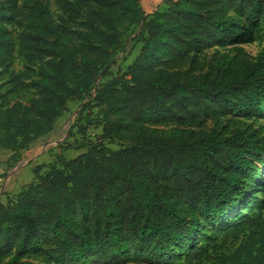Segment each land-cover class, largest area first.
Here are the masks:
<instances>
[{
  "label": "trees",
  "instance_id": "16d2710c",
  "mask_svg": "<svg viewBox=\"0 0 264 264\" xmlns=\"http://www.w3.org/2000/svg\"><path fill=\"white\" fill-rule=\"evenodd\" d=\"M26 0L18 56L29 84H0V149L16 161L83 101L141 26L124 77L98 86L97 142L78 144L7 203L0 201L6 264H264V129L210 130L227 117L264 119V49L205 64L213 47L264 34V0H167L146 16L137 0ZM15 0H0V80L13 66ZM38 66V70L34 66ZM6 86L10 88L4 91ZM34 90L28 105L13 94ZM171 126L168 130L153 126ZM105 142L121 143L116 150Z\"/></svg>",
  "mask_w": 264,
  "mask_h": 264
},
{
  "label": "rangeland",
  "instance_id": "374dc122",
  "mask_svg": "<svg viewBox=\"0 0 264 264\" xmlns=\"http://www.w3.org/2000/svg\"><path fill=\"white\" fill-rule=\"evenodd\" d=\"M15 1L17 3L20 16L16 19L14 23L9 26V29L16 43L15 61L13 66L9 69V72L5 73L1 78L0 84H7L13 77H21V79L28 84L32 80L36 79V77L28 76L29 74H27V65L24 60L18 56V40L25 29L27 12L25 11V9H23L26 0ZM43 1L49 4L54 12L57 11V0ZM137 1L147 17L157 11L164 10L167 7V0ZM141 34V26H128L123 30V36L120 42L119 49L113 54L109 63L104 68L103 73L99 75L92 92L83 101L70 102L68 105V111L58 119L56 130L50 136L44 137L36 141V144H34L32 148L30 147L29 150L25 151L26 156L31 159L30 162H28L27 166L29 167L31 165L32 167L30 168H33V172L29 174L28 181L33 178L32 174L34 173L35 168H41L42 173L47 172L49 167L48 164L50 163V160L53 162L54 156L56 154H62L63 157H65L66 159H72L84 152L82 150L79 151L76 149V146L78 144H85L90 141H98L97 138L102 133V127H100L101 119L98 115L99 111L97 108L91 109L88 108L86 105H93V100L96 96V91L100 84H103L113 78L125 76L127 68L135 61L142 48V44L139 42ZM236 48H242L248 54L249 58H255L258 53L264 49V34L261 32H255L253 33V35L246 37L244 43L241 45H232L229 47H213L205 51L202 55H200L199 59L205 64H212L214 58L217 55L233 53ZM38 66L39 65L36 64L34 68L38 70ZM9 88L10 86H6L4 91L8 90ZM36 97L37 95L32 89L19 94H13L8 99V107H12L16 104L28 105L30 101ZM205 126L207 130H210L215 126H218V128L227 127L229 129V134H232L237 129L246 130L251 126L253 128L264 129V119L262 118L259 120H249L247 118L241 117H227L225 119H222L218 123L208 121L206 122ZM153 128L165 131L171 128V126L159 125L153 126ZM105 144L109 149L112 150H116L122 145L121 143L117 142H105ZM64 145L67 146L64 147ZM44 154L46 155L44 156ZM2 159H7V153L2 154ZM34 161H36V163H33ZM8 166L9 168L7 173L2 175L3 178L7 177L8 172L12 168L11 164H8ZM26 175L27 173L24 172L23 176L25 177ZM10 197L13 198V196H7V198L5 199L6 203ZM7 261V258L0 259V264H6ZM138 264L157 263L142 262Z\"/></svg>",
  "mask_w": 264,
  "mask_h": 264
},
{
  "label": "crops",
  "instance_id": "0c3cea01",
  "mask_svg": "<svg viewBox=\"0 0 264 264\" xmlns=\"http://www.w3.org/2000/svg\"><path fill=\"white\" fill-rule=\"evenodd\" d=\"M57 123H58V120L56 122V126H57ZM56 126H55L54 131L56 130ZM51 134H49L47 136H50ZM47 136H45V137H47ZM34 144H36V143H34ZM34 144L31 145V148L34 146ZM67 145H64V147ZM29 149H27V150H29ZM27 150L21 151L19 154V158L16 161H14V160L10 159L11 156L13 155V153L11 151L0 149V157H1V159H0V201L4 204H6L5 199L7 198V196L18 195L22 191L23 188H25L26 186H28L30 183H32L34 181V173L32 174L33 178H31V180L28 181L29 180V174L31 172H33V168H30V167H32L31 165L29 167L27 166L28 162H30V160H31L28 158V156H26L25 151H27ZM79 151H81V150H79ZM3 153H7V159H5V160L2 159ZM46 154H44V156ZM58 155H62V154H58ZM79 155H77V156H79ZM55 156H54L53 162L50 160V163L48 164L49 167L55 163ZM72 159H74V158H72ZM33 163H36V161H34ZM8 164H11L12 168L8 172L7 177L3 178L2 175L6 174L8 171V168H9ZM49 167H48V170H49ZM24 172L27 173V175L25 177L23 176ZM22 176H23V178H22Z\"/></svg>",
  "mask_w": 264,
  "mask_h": 264
}]
</instances>
